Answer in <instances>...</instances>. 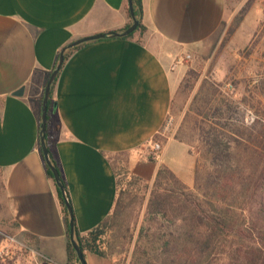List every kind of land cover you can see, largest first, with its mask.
<instances>
[{
    "label": "crops",
    "instance_id": "obj_1",
    "mask_svg": "<svg viewBox=\"0 0 264 264\" xmlns=\"http://www.w3.org/2000/svg\"><path fill=\"white\" fill-rule=\"evenodd\" d=\"M227 1L141 0L143 30L64 52L47 133L81 235L112 212L119 169L152 183L164 165L192 185L194 160L184 143L164 142L154 159L150 147L185 64L218 44ZM131 22L127 0H0V248L26 251V264L68 261L65 215L39 145L48 77L71 42L122 32ZM84 257L86 264H113L90 252Z\"/></svg>",
    "mask_w": 264,
    "mask_h": 264
},
{
    "label": "trees",
    "instance_id": "obj_2",
    "mask_svg": "<svg viewBox=\"0 0 264 264\" xmlns=\"http://www.w3.org/2000/svg\"><path fill=\"white\" fill-rule=\"evenodd\" d=\"M132 2L139 20L138 28L143 30L140 23L141 0ZM190 74L189 71L186 75ZM55 82L48 101L45 140L52 164L66 189L47 133ZM201 130L208 161L213 169L205 174L204 187L196 177L194 188L188 189L164 165H159L150 187L144 217L151 224H159V227L161 223L158 222L161 221L168 225V231L156 238L161 241L162 261L167 264H264V153L244 145L247 159L241 165L233 152L242 145L239 139H228L217 127L208 126ZM153 142L163 144L158 135ZM117 171L118 195L110 215L83 235L74 224L75 240L83 254L90 252L111 260L113 251L109 250L115 243L108 238L105 241V236L110 234L113 241L120 240L122 250L126 251L134 237L149 183L127 170ZM46 173L53 179L47 166ZM166 176L174 184L171 188L162 181ZM57 191L65 215L66 235L69 237V215L63 197ZM131 215L132 221L129 220ZM142 236L147 237L148 234L140 231L137 241ZM155 236L153 233L148 237L153 239ZM67 252L66 264H79L69 241ZM19 254L24 262H31L26 251L11 248L9 256L0 259V264L16 262Z\"/></svg>",
    "mask_w": 264,
    "mask_h": 264
},
{
    "label": "rangeland",
    "instance_id": "obj_3",
    "mask_svg": "<svg viewBox=\"0 0 264 264\" xmlns=\"http://www.w3.org/2000/svg\"><path fill=\"white\" fill-rule=\"evenodd\" d=\"M227 2L230 14L218 44L207 56L185 64L186 73L176 90L167 128L158 134L163 143L174 139L188 147L194 160L193 182L190 187L184 186L190 190L196 177L204 187L205 174L213 170L201 137L202 128L217 127L228 139H239L242 145L233 152L241 165L247 159L244 145L264 153V0ZM189 71L191 74L186 75ZM189 164L191 161L186 166ZM162 181L168 188L174 185L167 176ZM151 184L127 251L122 250L120 240L113 241L110 234L105 236V241L108 238L115 243L109 250L113 251V264H167L162 261L161 241L156 238L168 231V225L161 221L159 227L144 217ZM2 214L5 212L0 207V217ZM129 217L132 221L133 216ZM140 231L157 236H142L137 241ZM12 264L26 263L18 256Z\"/></svg>",
    "mask_w": 264,
    "mask_h": 264
},
{
    "label": "water",
    "instance_id": "obj_4",
    "mask_svg": "<svg viewBox=\"0 0 264 264\" xmlns=\"http://www.w3.org/2000/svg\"><path fill=\"white\" fill-rule=\"evenodd\" d=\"M127 5H128V10H129V14H130L132 22L122 32H106V33L95 34L92 36H86V37L80 38L78 40H75V41L71 42L70 44H68L67 46H65L64 48H62V50L60 51L59 57H58L57 64L53 68V70L51 71V73L48 77V80L46 82L44 92H43V98H42V103H41L40 128H39V145H40V149H41L42 156L44 159V163L49 168V170L51 171L52 176H53V180H54L58 190L60 191V193L63 197L64 205H65V208H66L67 213L69 215V242H70V244H71V246H72V248L76 254V257L78 259L79 264H86V261H85V257H84L82 250L80 249V247L78 246V244L75 240L74 215H73V211H72V206L70 204V200H69V197L67 195L66 189L61 182L60 175H59L57 169L55 168V166L52 164L49 151L46 147V140L45 139H46V130H47L48 101L50 99L52 84L55 82V80L58 76V73L62 67V64L64 62V52L67 49L74 48V47H76L82 43L93 41V40H98V39H103V38L126 37L138 28L139 20L137 19L136 15H135L132 0H127ZM22 91H23V89L21 88L18 91L14 92L13 95L19 96L22 94Z\"/></svg>",
    "mask_w": 264,
    "mask_h": 264
},
{
    "label": "built area",
    "instance_id": "obj_5",
    "mask_svg": "<svg viewBox=\"0 0 264 264\" xmlns=\"http://www.w3.org/2000/svg\"><path fill=\"white\" fill-rule=\"evenodd\" d=\"M190 58V56H185L184 58L181 59V62L187 61ZM230 87V86H228ZM167 121L165 123V125L163 126L162 129H166L167 128ZM162 151V146L160 143L158 142H152L151 143V147H150V156L152 158H157L159 156V154ZM10 254V249L9 248H2L0 249V259L9 256Z\"/></svg>",
    "mask_w": 264,
    "mask_h": 264
}]
</instances>
